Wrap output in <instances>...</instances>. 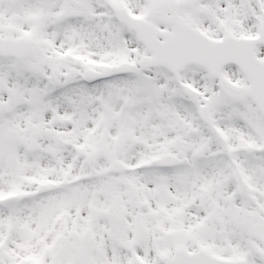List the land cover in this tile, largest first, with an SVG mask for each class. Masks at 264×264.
<instances>
[{
    "label": "snow or ice",
    "instance_id": "snow-or-ice-1",
    "mask_svg": "<svg viewBox=\"0 0 264 264\" xmlns=\"http://www.w3.org/2000/svg\"><path fill=\"white\" fill-rule=\"evenodd\" d=\"M0 264H264V0H0Z\"/></svg>",
    "mask_w": 264,
    "mask_h": 264
}]
</instances>
